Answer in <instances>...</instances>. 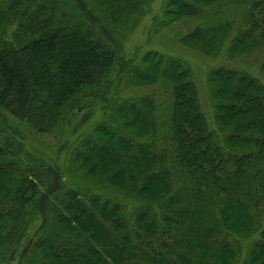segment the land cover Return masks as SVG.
I'll use <instances>...</instances> for the list:
<instances>
[{
  "label": "trees",
  "instance_id": "obj_1",
  "mask_svg": "<svg viewBox=\"0 0 264 264\" xmlns=\"http://www.w3.org/2000/svg\"><path fill=\"white\" fill-rule=\"evenodd\" d=\"M103 1L113 2L116 16L132 8ZM222 1L168 0L161 26ZM246 2L255 11L264 5ZM69 6L0 0V108L43 132L74 117L70 100L100 91L117 62L110 39L80 14H89L86 5ZM13 24L18 31L8 36ZM228 28L229 22L196 28L182 39L210 49ZM250 37L244 32L233 43L255 46ZM146 59L150 72H134L137 78L173 82L168 153L155 142L154 115L140 116L144 97L114 101L118 128L97 123L94 136L76 134L82 118L71 131L70 160L95 191L63 186L57 160L37 159L19 143L13 149L0 135V264H264V84L243 69L211 71V107L220 123L211 127L188 65L161 54ZM120 67L124 74L125 63ZM229 126L221 143L218 131ZM170 156L178 179L171 177ZM135 194L147 204H132Z\"/></svg>",
  "mask_w": 264,
  "mask_h": 264
},
{
  "label": "rangeland",
  "instance_id": "obj_2",
  "mask_svg": "<svg viewBox=\"0 0 264 264\" xmlns=\"http://www.w3.org/2000/svg\"><path fill=\"white\" fill-rule=\"evenodd\" d=\"M78 1L84 3L89 11V14H80L90 19V22L102 32L101 34L110 39V44L116 52L117 62L112 69L109 82L98 92L87 90L78 93L70 100L67 107L74 117L66 115L59 126H54L44 132L38 130L32 123L13 118L0 108V135L12 141L13 149L19 143L24 152L35 155L37 159L57 160L59 173L64 179V181L61 180L63 186L91 191L97 188L88 178L89 176L86 177L80 173V169L77 168L79 165L70 160L75 144L71 131L82 118H85L84 123L78 128L76 134L87 130L94 136L96 131L93 130V126L97 123L112 124L118 128L119 117L115 118L117 114L114 106L116 100L122 102L143 97L147 100L146 106L141 109L140 116L146 118L154 115L158 132L154 136L155 142L158 149L162 148L168 153L167 149L172 135L173 82L167 76L162 75H157L151 82L137 78L134 72H141L147 76L150 72L146 55L154 53L164 57L170 56L188 65L189 80L198 89L202 110L211 127L216 124L220 125L217 120H214L211 107L212 87L209 83L211 71L222 66L243 69L251 72L264 84V35L259 36V32L262 29L264 31V5L255 11V4L251 5L246 0H225L214 6L213 4L203 6L196 14L179 17L173 23L161 26L162 12L168 0H143L141 6L137 8L131 4L133 2L136 5L137 0H117V6L122 4L132 6L120 16L110 14V7H116L112 1L74 0L70 2V0H63L68 6ZM68 8L74 11L72 7ZM223 22H229L230 28L221 31L220 38L210 49L204 43H200L201 47H196L188 45L182 39L192 29L199 28L205 31ZM17 31V25H11L8 36L9 33L14 35ZM244 32L251 35L250 40L255 39V46L251 44L248 48L244 43L238 42L239 45L233 43L237 35H242ZM241 47L243 48L239 49ZM238 49L240 52L235 54ZM124 63L126 72L120 74V66ZM137 125H143L141 118L137 121ZM231 129L232 126H229L228 129L222 130L223 132L218 131L221 143H223V135L230 134ZM233 151L242 152L234 147ZM169 162L171 177L180 178V168L172 156L169 157ZM66 168L69 169L66 170ZM131 200L132 204H147L138 199L136 194L135 200ZM38 223L39 219L34 220L28 231H33ZM166 241L170 243L172 239L169 238ZM177 251L180 254L184 252L182 248ZM192 257L195 258L196 254H192ZM129 263L132 264V262ZM139 264L148 263L143 260Z\"/></svg>",
  "mask_w": 264,
  "mask_h": 264
}]
</instances>
